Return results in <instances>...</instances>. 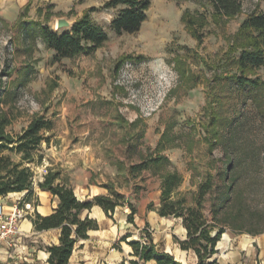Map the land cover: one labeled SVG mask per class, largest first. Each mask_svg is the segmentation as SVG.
Wrapping results in <instances>:
<instances>
[{
    "label": "rangeland",
    "instance_id": "rangeland-1",
    "mask_svg": "<svg viewBox=\"0 0 264 264\" xmlns=\"http://www.w3.org/2000/svg\"><path fill=\"white\" fill-rule=\"evenodd\" d=\"M104 1H41L43 10L51 5L47 22L52 28L58 16L73 20L86 8L96 6L91 15L108 33V39L95 53L56 62L51 61L52 52L40 37L30 40L22 26L0 21V108L13 115L8 129L19 132L37 114H44L53 122L52 129L45 132L52 145L43 141L33 152L43 156L39 164H31L35 181L42 178L48 167L59 169L61 178H67L63 166H48L46 161L53 144L61 141L54 135L68 126L69 132L65 133L71 140L80 147L88 145L83 149L89 158V169L95 168L96 158L100 161L99 171L104 177L96 175L90 182L109 186L136 203L137 196H131L129 190L146 185V172L137 178L126 175L127 166L120 163L125 153L124 142H137L140 152L146 146L153 150L164 129L172 124L170 134L177 138L166 143L160 153L168 156V168L175 167L183 175L179 193L193 203V194L208 170L215 173L214 180L221 185V177L216 173L219 168L227 172L228 181L233 180L235 190L241 192L226 214L219 215L245 231L264 232V94H257L256 100L250 92L233 90L231 83L222 78L236 69L231 58L238 50L228 52L234 33L247 13L264 11V0H241L240 13L216 22L207 4L194 0H150L140 29L121 34L109 26L118 8H99ZM185 9L197 11L198 15L207 12L203 26L197 28L202 35L199 41L181 19ZM37 16L35 13L34 17ZM40 18L44 21L42 14ZM127 53L144 57L128 58L117 68L120 57ZM176 57L184 61V77L177 70ZM125 61L131 62L126 69ZM256 72L263 77L264 67ZM220 110L231 121L230 125L212 123ZM131 119L136 120L135 124H131ZM217 127L222 129L223 138L211 148L212 131ZM131 152L136 153L134 144ZM5 153L19 159L15 152ZM155 182L151 180L150 190H154ZM102 191L108 193V188ZM78 195L84 199L82 194ZM203 212L211 219L209 194L204 199ZM146 215L147 211L137 216L138 226H128V239H143V230L152 232L153 226L157 231L180 233V225L172 216L157 221L156 214L152 217L150 212L147 223ZM185 261L192 264L190 257Z\"/></svg>",
    "mask_w": 264,
    "mask_h": 264
},
{
    "label": "trees",
    "instance_id": "trees-1",
    "mask_svg": "<svg viewBox=\"0 0 264 264\" xmlns=\"http://www.w3.org/2000/svg\"><path fill=\"white\" fill-rule=\"evenodd\" d=\"M194 1L202 5L207 4L215 22L235 16L242 10L241 0ZM28 6L29 2L24 7L25 10L20 11L14 24L22 26L24 34L30 40L40 37L46 46L53 50L52 62L79 54H91L108 39L105 27L91 15V12L98 8L96 6L86 8L80 16L75 18L71 28L64 29H55L48 24L51 5H48L45 10L38 7L37 18L26 17ZM149 6L150 0H105L99 8H118L109 26L114 32L121 34L137 32L147 17ZM196 12L185 9L181 19L199 41L202 35L197 33V28L203 26L207 12L201 11L199 15ZM41 14L44 21L40 18ZM0 21L4 23L3 20ZM235 50H238V54L231 58V62L236 69L221 77L232 84L229 86L234 87L233 90L250 92L257 100V94H264V76L256 72L258 68L264 67V11H251L241 20L228 52ZM143 57V54L134 57L127 53L120 57L116 66L118 68L128 58L140 60ZM175 60L180 77H184L183 59L176 57ZM259 107L261 108L260 103ZM12 120L13 115L0 108V197L10 192L26 190L23 201L29 200L35 184L38 188L48 190L58 197L57 206L49 214L42 215L36 212L32 216L33 225L38 230L59 228V242L47 246L49 264H68L76 242L87 238L90 230L98 228L95 218L90 217L88 213L82 215L84 210H89L93 205H99L106 214L111 216L117 206L127 204L130 209L127 220L134 223L136 212L134 203L109 186H106L108 193H98L91 198L81 199L68 179H62L60 170L53 167H48L42 178L35 181L31 164H39L43 156L41 153L34 155L33 152L43 141L49 143L50 136L45 132L52 129L53 122L44 114H37L19 132L13 133L8 129ZM135 121L131 124H135ZM214 121L218 126L223 127L230 125L231 122L226 115L221 114V110L214 114L212 123ZM171 127L172 124L164 129L153 150L147 148L146 155L129 166V172L137 177L143 170L150 169L160 178L159 203L153 207L150 203L148 208L155 209L160 216L181 219L186 230V237L180 239L173 234V239L177 241L181 249L194 251L197 256L196 264H218L215 257L216 243L227 227L236 233L258 234L262 231L259 229L245 231L241 225L231 222L226 216L219 215L221 212L226 214L228 207H231L236 200V196L241 194L240 191L235 190L233 180L228 181L227 172L223 173L219 168L216 169V173L221 177V185L215 182V173L208 170L193 194V203H188L186 196L179 193L178 188L183 181V175L175 167L168 168L170 163L168 156L160 153L166 143L177 138L174 135L172 138ZM221 130L219 127L213 129V140L209 143L211 148L215 142L222 140ZM6 150L19 154V159H13L10 154L5 153ZM206 194L210 196L211 219H208L203 212ZM23 201L21 199V202ZM128 236L130 234L125 233L119 239L125 240L132 247V254L136 256V259L130 260L131 264H139L140 261L150 259L155 260L156 264H185L176 259L171 252L159 248L148 230H143V239L127 240Z\"/></svg>",
    "mask_w": 264,
    "mask_h": 264
},
{
    "label": "crops",
    "instance_id": "crops-1",
    "mask_svg": "<svg viewBox=\"0 0 264 264\" xmlns=\"http://www.w3.org/2000/svg\"><path fill=\"white\" fill-rule=\"evenodd\" d=\"M41 1L42 0H0V20H3L5 24H14L20 11L25 10L24 7L28 2L29 6L26 17L37 18L34 17V15L35 13L37 14V8L43 6ZM52 2L53 0H50L49 4H52ZM50 50L53 54V50ZM132 120L133 119H131V121ZM65 131L69 132L68 126L62 128L61 131L58 130L57 135H54L61 138V141L59 142V140H57L55 144H53L54 146L50 151V159L46 161L47 165H59L60 167H64L67 172V179L74 187V191L78 197V194H82L83 198H91L95 194L104 193L102 188L107 189L106 185H102L101 183L92 184L89 180L93 177L96 178V175L104 177L103 172L99 171L101 168V166H99L100 161L96 158L94 161L95 168L89 169V158L83 149V147H88V145L80 147L76 141L69 138ZM124 143L125 153L120 157V163L127 166L126 175L131 177L129 166L138 162L146 155L147 146L146 149H141L140 152L137 142L133 143L131 141H126ZM50 144L52 145L49 141L48 145ZM133 144L135 146V155L131 152ZM78 149L81 150L77 151ZM116 172L121 173L118 170ZM123 172L124 170L122 173ZM145 172L146 185L139 189L129 190L131 196H137L136 203L130 199L134 202L136 207L134 223L127 220V214L130 211H127V204L117 206L111 216L106 214L99 205H93L89 210H84L82 215L88 213L90 217L95 218L98 223V228L90 230L87 238L80 239L76 242L69 257L68 264H120L121 262H124V264H131L130 260L136 259V256L132 254V247L125 240L118 239L120 235L125 232H131V229L128 228L130 224L133 223L135 226H138L136 218L138 215L144 214L145 211H147V223H150V212H152V217H154L153 214H156L157 221L166 217L160 216L155 209L148 208L150 203H152V207L158 205L161 188L160 178L154 175L150 169L143 170L137 177H140ZM151 180L154 182L156 181L154 190H150ZM89 190H91L92 193H90ZM26 192V190L14 191L0 197L7 211L18 202H20L21 205H25V203L30 204L27 210V216L20 222V234L14 240L13 245L9 247L2 245L1 256L8 264H49V251L47 250V246L59 242V228L53 227L38 230L33 225L32 216L36 212L42 215L49 214L53 208L57 206L58 197L53 195L50 191L40 189L35 185L33 193L29 196V200L23 201ZM153 197L156 198L153 199ZM21 199L23 202H21ZM156 199H158V201H156ZM173 218L177 220L176 222L180 225V233L177 234L171 230L157 231V229H154L155 226H153V231L151 232L153 241L159 248L171 252L176 259L185 264H188L185 261L187 257L191 258L192 264H196L197 256L194 251L192 249H181L177 241L173 239V234L180 239L186 237V230L181 223V219L176 217ZM216 249L217 252L215 257L217 258L218 264H264V232L258 234L247 232L236 233L226 229L217 241ZM139 264H156V262L150 259L147 261H140Z\"/></svg>",
    "mask_w": 264,
    "mask_h": 264
},
{
    "label": "built area",
    "instance_id": "built-area-1",
    "mask_svg": "<svg viewBox=\"0 0 264 264\" xmlns=\"http://www.w3.org/2000/svg\"><path fill=\"white\" fill-rule=\"evenodd\" d=\"M130 65L131 62L125 61V69ZM125 69L122 68V72ZM29 206V203L21 205L18 202L7 211L4 202L0 199V264H8L1 256L2 245L8 247L13 245L14 240L20 234V222L27 216Z\"/></svg>",
    "mask_w": 264,
    "mask_h": 264
},
{
    "label": "water",
    "instance_id": "water-1",
    "mask_svg": "<svg viewBox=\"0 0 264 264\" xmlns=\"http://www.w3.org/2000/svg\"><path fill=\"white\" fill-rule=\"evenodd\" d=\"M74 20H70L66 16H58L55 19V29L71 28Z\"/></svg>",
    "mask_w": 264,
    "mask_h": 264
}]
</instances>
